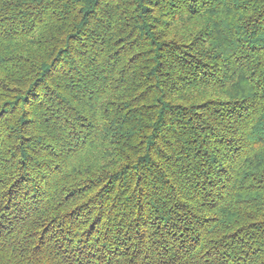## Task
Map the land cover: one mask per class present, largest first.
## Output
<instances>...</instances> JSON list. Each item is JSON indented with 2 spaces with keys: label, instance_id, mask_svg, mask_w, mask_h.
Listing matches in <instances>:
<instances>
[{
  "label": "trees",
  "instance_id": "1",
  "mask_svg": "<svg viewBox=\"0 0 264 264\" xmlns=\"http://www.w3.org/2000/svg\"><path fill=\"white\" fill-rule=\"evenodd\" d=\"M0 264H264V0H0Z\"/></svg>",
  "mask_w": 264,
  "mask_h": 264
}]
</instances>
